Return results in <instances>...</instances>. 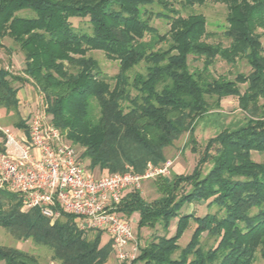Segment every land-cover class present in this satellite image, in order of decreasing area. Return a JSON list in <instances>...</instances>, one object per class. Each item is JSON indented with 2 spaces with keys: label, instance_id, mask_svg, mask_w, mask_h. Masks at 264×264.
Returning <instances> with one entry per match:
<instances>
[{
  "label": "trees",
  "instance_id": "16d2710c",
  "mask_svg": "<svg viewBox=\"0 0 264 264\" xmlns=\"http://www.w3.org/2000/svg\"><path fill=\"white\" fill-rule=\"evenodd\" d=\"M218 1L226 6V45L207 40L202 13L182 14L206 0H0V48L11 39L24 62L21 74L0 65V107L25 127L17 94L20 85H33L45 115L92 172L143 173L149 162L163 164L166 148L185 133L193 141L197 120L224 97L235 96L245 114L242 124L206 140L191 172L157 177L158 197L126 191L116 210L138 212V230L161 232L130 263L117 264H256L258 253L264 259V162L252 157L264 153V0ZM154 17L167 22L166 32L152 25ZM92 51L118 61L117 73L106 75ZM242 59L248 73L211 72L217 60ZM197 61L200 67L192 65ZM202 202L215 211L183 210ZM0 226L17 240L49 247L58 264H104L112 251L110 241L101 245L102 231L88 237L65 212L51 222L38 207L22 209L20 195L9 190H0ZM0 263L45 264L5 245Z\"/></svg>",
  "mask_w": 264,
  "mask_h": 264
},
{
  "label": "built area",
  "instance_id": "2783aa9c",
  "mask_svg": "<svg viewBox=\"0 0 264 264\" xmlns=\"http://www.w3.org/2000/svg\"><path fill=\"white\" fill-rule=\"evenodd\" d=\"M42 113H27L25 127H0V190L18 193L23 206L38 207L51 222L61 212L74 215L79 230L102 231L118 261L130 263L139 246L129 219L116 206L144 179L165 175L171 161L149 162L143 173L130 168L95 175Z\"/></svg>",
  "mask_w": 264,
  "mask_h": 264
},
{
  "label": "rangeland",
  "instance_id": "374dc122",
  "mask_svg": "<svg viewBox=\"0 0 264 264\" xmlns=\"http://www.w3.org/2000/svg\"><path fill=\"white\" fill-rule=\"evenodd\" d=\"M202 13L207 20V31L209 37L207 38L210 42H222L224 45L228 44V41L223 35V31L226 26L225 15H226V6L218 0H206L202 5H195L190 8H186L182 11L183 15L188 13ZM28 10L20 11V14H28ZM84 19L73 18L72 22L74 26L79 28H86V23ZM153 26H155L161 33H164L168 30V24L164 19L154 17L151 20ZM264 45V37L261 38ZM4 48H0V65L9 69L14 74H21L23 68V57L13 41L9 38H4L3 40ZM91 55L94 56L100 64L102 71L108 75H114L118 71V61L108 59L103 52L101 51H92ZM18 62H17V61ZM21 60V66L18 63ZM194 66H201V62H192ZM137 70L142 71V67H137ZM250 70L249 65L245 60H239L235 64H228L222 60H217V62L211 67V72L213 75H224L228 78H233L237 72L248 73ZM15 85H19L16 83ZM19 89L23 93L17 94L19 98V110L21 117H26V114L33 115L36 113H41L43 111V103L41 102V97L38 95L37 90L33 85L25 83L20 85ZM243 89V86H242ZM44 113H42L43 115ZM45 119L49 121V116L45 115ZM17 117L11 113H7L6 110L0 107V127H15V121ZM245 121V114L238 108L237 98L235 96H228L221 99L220 107L213 109L203 115L200 119L197 120L194 127L193 141H189L188 133L183 134L178 140L174 142L172 146L166 148L167 160L171 161V166L168 169V172L165 175H155L149 178H146L142 181L141 195L148 201L153 200L158 197L159 194L155 189V179L159 176L170 177L173 174L179 173H189L192 171L196 162L200 156L201 151L204 148L205 142L208 138L215 136L218 132L224 128H233L237 125L242 124ZM193 147L196 148V151H193ZM252 157L254 160L259 162H264V153L253 152ZM85 164L87 161L84 159ZM161 165V164H160ZM210 163L204 165L203 173L207 172ZM95 175H101L94 171ZM22 209L27 210L25 206L22 205ZM215 207L209 208L206 202L190 204L183 208L187 212H195L196 215L202 216L206 212L215 211ZM134 230V235L138 246L145 245L153 235L161 232L159 226L157 229L152 230L149 228L137 229V217L136 215L126 216ZM175 221L171 222L170 233H173L175 230ZM193 224L188 227L182 234L178 243L180 246H184L190 239L191 233L193 231ZM88 237H90L94 231L87 230L85 231ZM205 238V233L203 234ZM109 240L107 236L103 233L101 236V245L108 243ZM209 244H213L212 240L208 241ZM0 245L11 246L15 248L22 249L31 254H34L39 258L41 262L45 264H58L56 260L52 258V250L44 245L37 244L33 239L29 238L27 240H17L13 238L4 228L0 226ZM118 261L115 257L113 250L110 253L108 262ZM111 263V262H110ZM1 264V263H0ZM133 264H141L140 262H135ZM256 264H264V259H262L257 254Z\"/></svg>",
  "mask_w": 264,
  "mask_h": 264
},
{
  "label": "crops",
  "instance_id": "0c3cea01",
  "mask_svg": "<svg viewBox=\"0 0 264 264\" xmlns=\"http://www.w3.org/2000/svg\"><path fill=\"white\" fill-rule=\"evenodd\" d=\"M16 61H17V60H16ZM17 62H18V61H17ZM23 64H24V62H23ZM18 65L21 66V60H20V62L18 63ZM21 93H23V92H22L21 89H19V90H18V95L21 94ZM15 127H16V126H15ZM132 215H136L137 220H138V218H139V213H138V212H133ZM129 218H130V217H129ZM107 238H108V237H107ZM108 259H109V258H108ZM109 261H110V260H109ZM110 262H111V263H110ZM110 262H108V260H107L104 264H117V263H118V262L115 261V260H114V261H110Z\"/></svg>",
  "mask_w": 264,
  "mask_h": 264
}]
</instances>
